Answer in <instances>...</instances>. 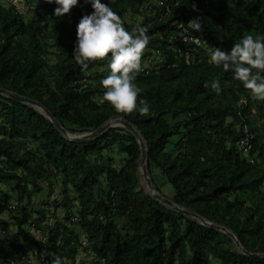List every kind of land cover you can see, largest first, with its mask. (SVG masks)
I'll use <instances>...</instances> for the list:
<instances>
[{
  "label": "trees",
  "instance_id": "16d2710c",
  "mask_svg": "<svg viewBox=\"0 0 264 264\" xmlns=\"http://www.w3.org/2000/svg\"><path fill=\"white\" fill-rule=\"evenodd\" d=\"M102 2L129 31L147 28L141 59L157 63L134 82L148 114L120 113L103 99L107 58L87 69L75 62L76 26L93 11L84 2L62 17L47 0L36 1L30 16L0 3V87L38 100L71 134L124 117L147 143L153 183L158 168L177 205L226 226L251 254L142 186L141 145L127 128L69 139L45 113L0 93V215L15 199L17 227L16 239L1 238L2 228L13 223L0 218V264L42 251L77 264L81 231L91 242L83 251L97 264H264V100L252 98L231 72L209 62L215 47L228 51L245 35L264 34V0ZM194 19L198 31L189 26ZM179 24L202 45L173 40L182 32ZM213 80L220 83L219 94ZM245 127L254 135L248 153L238 148ZM43 182L50 188L61 183L63 198L38 205ZM75 215L79 224L71 221Z\"/></svg>",
  "mask_w": 264,
  "mask_h": 264
},
{
  "label": "clouds",
  "instance_id": "9594fccd",
  "mask_svg": "<svg viewBox=\"0 0 264 264\" xmlns=\"http://www.w3.org/2000/svg\"><path fill=\"white\" fill-rule=\"evenodd\" d=\"M47 3L56 4L54 15L62 17L80 0H47ZM84 3L90 4L93 11L84 14L76 26L77 39L72 55L75 62L87 69L91 61L107 58L108 74L100 81L105 89L103 99L117 112L148 114L149 105L143 98L138 102L142 89L134 82L143 70L141 58L149 43L147 28L137 25L129 31L121 16L102 0H84ZM189 26L195 31L201 28L195 19ZM194 43L199 45L200 41ZM209 62L231 72L233 79L250 90L252 98L264 100V34L245 35L228 51L215 47L210 52ZM208 86L205 82V87ZM210 86L217 94L221 92L218 80H213ZM54 264H60L59 260Z\"/></svg>",
  "mask_w": 264,
  "mask_h": 264
},
{
  "label": "water",
  "instance_id": "95a60500",
  "mask_svg": "<svg viewBox=\"0 0 264 264\" xmlns=\"http://www.w3.org/2000/svg\"><path fill=\"white\" fill-rule=\"evenodd\" d=\"M0 93L7 95L13 99L19 100L21 102L27 103L31 106L36 107L37 109H39L40 111H42L43 113H45L47 116H49L55 123L56 127L58 128V130H60L65 136H67L69 139H74V140H79V139H91V138H96L99 135H101L103 132L107 131L109 128L112 127H125L127 128L129 131H131L134 135L137 136V138L139 139L140 145H141V149H142V157H141V169H142V173L143 176L145 177L149 190H150V194L152 196H154L157 200L163 202L164 204H166L167 206L177 210L178 212L185 214L187 216H192L194 218H197L198 220H200L201 223L212 226L214 228H217L225 233H227L233 240L234 242L237 244V246L239 248H242L246 253H249L247 250H245V248L243 247V245L241 244L239 238L237 237V235L230 230L229 228H227L224 225H219L216 224L214 222H211L207 219H205L204 217H202L201 215L187 209L184 207H181L179 205H177L172 199L167 198L162 196L161 194H159L158 192H156L155 187H154V183L149 175V170H148V148H147V143L144 139V137L142 136L141 132L137 129V127L135 125H133L130 121H128L127 119H125L124 117H114L112 119H110L108 122H106L103 126L99 127L98 129L94 130V131H90V132H85L83 134H71L67 131V129L65 127H63L53 116V114L38 100L29 98L27 96H23L21 94H18L16 92L10 91L6 88H2L0 87ZM264 255V254H263Z\"/></svg>",
  "mask_w": 264,
  "mask_h": 264
},
{
  "label": "built area",
  "instance_id": "2783aa9c",
  "mask_svg": "<svg viewBox=\"0 0 264 264\" xmlns=\"http://www.w3.org/2000/svg\"><path fill=\"white\" fill-rule=\"evenodd\" d=\"M80 2H84V0H80ZM0 3H3L7 6H12L17 12L24 14L26 16L32 15L36 8L35 4L30 2L29 0H0ZM167 10H169L168 5H167ZM178 27L182 30V32L178 35L172 36L173 40L179 39L183 42H188V43H194L195 40H199L200 41L199 45H202L203 40L199 36H197L191 30L184 27L182 24H179ZM156 63H157V59H155L154 57L146 60V66L142 67L143 71L147 72V68ZM244 129L246 136L240 139V141L238 142V148L241 151L248 153L251 151L253 147L252 140L254 138V135L249 132L247 127H245ZM71 221L74 224H79L80 218L77 215H75L72 217ZM88 243L91 242L87 238L86 234L81 231V235L79 238L80 248L83 249ZM55 260H59L60 264H69L61 261L55 255L43 251L36 252L34 254H26L22 257V260L13 262V264H54ZM84 264H89V263L86 262Z\"/></svg>",
  "mask_w": 264,
  "mask_h": 264
},
{
  "label": "rangeland",
  "instance_id": "374dc122",
  "mask_svg": "<svg viewBox=\"0 0 264 264\" xmlns=\"http://www.w3.org/2000/svg\"><path fill=\"white\" fill-rule=\"evenodd\" d=\"M36 1L39 2V3L42 2V0H35L34 3ZM209 47L212 48L213 46L211 44H209ZM141 61H142V67L146 66V60L145 59H141ZM114 156L117 157V160H119L120 157H121V155L118 152H115ZM152 175H153V177L155 179L154 187H155L156 192H158L159 194H161L164 197H167V198L171 199L172 193L174 192V189H173L172 185L167 183L165 177L161 174V172H160V170L158 168H153ZM140 178H141L142 186L145 187L147 189V191L150 193L147 181H146L145 177L143 176L141 167H140ZM42 184L44 186V190H43V192L41 194V197L36 199V203L38 205H40V203L42 201L50 200L52 202L54 199L61 200L63 198L61 183L55 184V186L53 188H50L46 182H43ZM157 188L159 190H157ZM13 205H15V199H12L11 202H10L11 210H8V211L2 213L0 215V218L11 220L12 223H13V216L16 214L15 210L12 211ZM58 212H59V214L61 216L64 215V209L60 208L58 210ZM31 230L34 232L33 229H31ZM225 234H227V233H225ZM1 238H3V239L5 238L7 240H14V239L17 238V227L14 225V223L11 224L8 227L2 228V230H1ZM235 246H237L236 243H235ZM240 250L242 251L243 249L240 248ZM78 259L79 260H78L77 264H80L81 261H85V262L91 263V264H97V263H95L93 261L94 258L91 255H89L88 253H85L83 251V249H81V253H80Z\"/></svg>",
  "mask_w": 264,
  "mask_h": 264
}]
</instances>
